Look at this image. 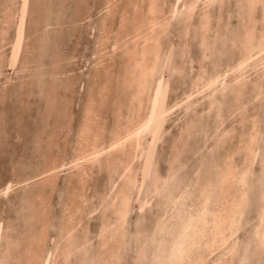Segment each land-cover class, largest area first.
<instances>
[{
	"label": "rangeland",
	"instance_id": "1",
	"mask_svg": "<svg viewBox=\"0 0 264 264\" xmlns=\"http://www.w3.org/2000/svg\"><path fill=\"white\" fill-rule=\"evenodd\" d=\"M45 1L0 0V264H166L163 246L206 193L209 219L222 201L243 195L244 206L228 249L203 264H261L264 57L232 67L248 37L264 42V0H197L193 10L191 0H156L153 17L150 0ZM152 94L167 112L137 146L107 147L135 112L145 115ZM85 144L101 147L98 156L75 163ZM52 164L55 173L41 174ZM228 166L238 174L230 185L221 183Z\"/></svg>",
	"mask_w": 264,
	"mask_h": 264
},
{
	"label": "bare ground",
	"instance_id": "2",
	"mask_svg": "<svg viewBox=\"0 0 264 264\" xmlns=\"http://www.w3.org/2000/svg\"><path fill=\"white\" fill-rule=\"evenodd\" d=\"M13 1V0H12ZM109 1V0H108ZM133 1V0H132ZM147 1V0H146ZM199 1V0H198ZM197 0H191V1H189L188 3H187V6L191 9V10H193L194 8H195V6H196V2H198ZM203 0H201V2H202ZM209 1V0H208ZM246 2L248 1V0H245ZM254 1L255 0H251V3H247V4H253L254 3ZM262 0H260V2H261ZM45 2H47V0L45 1ZM200 2V1H199ZM198 2V3H199ZM249 2V1H248ZM259 2V0H258V3H260ZM6 3H8V1L6 2ZM42 3H43V1H42ZM114 3H116V2H114ZM138 5H139V3H140V1L138 0V2H136ZM156 0H150L149 2H148V8H149V11H150V15L152 16V14L151 13H153V15H154V12H155V9H156ZM257 3V2H256ZM258 3L256 4V6L258 5ZM131 4V3H130ZM204 4V3H203ZM262 4V3H261ZM41 5V4H40ZM128 5V4H127ZM244 5V4H243ZM249 5H247L248 7H250V9L254 6V5H252V7L251 6H249ZM106 7V6H105ZM131 7V6H130ZM11 8V7H10ZM263 8H264V5H263ZM13 9V8H12ZM110 9H111V7H110ZM112 9H113V7H112ZM138 9V8H137ZM249 9V8H248ZM135 10V9H134ZM158 10V9H157ZM175 10H176V6L174 5L173 6V10H172V12L174 11L175 12ZM251 10H253V9H251ZM126 11V10H125ZM128 11V10H127ZM110 12V11H109ZM124 12V10L123 11H121V14ZM136 12H138V11H136ZM146 13H147V11H145ZM144 12V13H145ZM165 12V11H164ZM167 12V11H166ZM250 12V11H249ZM111 13V12H110ZM126 13V12H125ZM112 14V13H111ZM131 14H133L132 12H131ZM203 14V13H202ZM136 15V14H135ZM126 16V15H125ZM134 16V15H133ZM145 16H147V14L145 15ZM204 16V15H203ZM121 17H123V16H121L120 15V18ZM153 17V16H152ZM124 18V17H123ZM135 18V17H134ZM133 17H132V19H134ZM137 18V17H136ZM146 18V17H145ZM206 18V17H205ZM107 19V18H106ZM108 19H109V16H108ZM124 19H127V16H126V18H124ZM138 19V18H137ZM148 20H149V18H147ZM105 20V19H104ZM110 20V19H109ZM146 20V19H145ZM144 20V21H145ZM153 20V19H152ZM206 20V19H205ZM204 20V21H205ZM154 21V20H153ZM121 22V21H120ZM107 23V22H106ZM137 23H139L138 21H137ZM141 23V22H140ZM147 23V22H146ZM153 24V22H151L150 21V24ZM103 24H105V23H103ZM119 24V23H118ZM136 24V23H135ZM193 24V23H192ZM108 25V24H107ZM130 25V24H129ZM146 25V24H145ZM147 25H148V23H147ZM201 25H203V24H201ZM119 26H121V25H119ZM134 26V25H133ZM151 26H155V27H157V25H151ZM207 25L205 24V27H206ZM247 27H249L248 25H246ZM112 27V26H111ZM140 27V26H139ZM149 27V26H148ZM204 27V26H203ZM104 28V27H103ZM107 28V27H106ZM121 28V27H120ZM142 28V27H141ZM147 28V27H146ZM196 28V27H195ZM207 28H208V26H207ZM119 29V28H118ZM159 29V28H158ZM203 29V28H202ZM123 30V29H122ZM246 30H247V28H246ZM119 31V30H118ZM126 31V30H125ZM140 31H141V29H140ZM157 31V30H156ZM203 31V30H202ZM253 31V30H252ZM260 31V30H259ZM104 32V31H103ZM106 32H108V31H106ZM117 32V31H116ZM130 32H133V30L131 29V31ZM137 32H139V30L137 31ZM212 32V31H211ZM136 33V32H135ZM146 33V32H145ZM160 33V32H159ZM235 33V32H234ZM106 34V33H105ZM137 34V33H136ZM139 34V33H138ZM144 34V32L141 34V36ZM162 34V33H161ZM251 34V33H250ZM160 34H158V36H159ZM263 35V34H262ZM107 36V35H106ZM111 36V35H110ZM132 36V35H131ZM138 36H140V35H138ZM140 36V37H141ZM164 36V35H163ZM162 36V37H163ZM247 36V35H246ZM261 36V35H260ZM128 37V36H127ZM140 37H138V38H140ZM147 37V36H146ZM160 37V36H159ZM161 37V38H162ZM252 37L253 36H251V37H248L247 39V41H248V43H249V46H250V48L248 49V51H246V53L242 56V57H240L239 59H238V61H237V63L235 64V66L234 67H232V68H236L237 69V67L238 68H240L241 67V65H246L249 61H251V60H253V58L255 59V57L257 56V57H260L259 59H257V60H260V59H263V54H264V42H262V43H259V44H256V45H253V43H252ZM258 37V36H257ZM137 38V39H138ZM156 38V37H155ZM158 38V37H157ZM161 38H158L159 40H156L155 39V43L156 42H161L160 41V39ZM244 38H246V37H244ZM263 38H264V36H263ZM262 38V39H263ZM134 39V38H133ZM135 39H136V37H135ZM151 38L149 37V40H150ZM260 39V38H259ZM115 40V39H114ZM209 40V39H208ZM139 41H141V40H139ZM246 41V40H245ZM264 41V40H263ZM27 42V41H26ZM133 41H131L130 43H132ZM144 42H145V44L148 42V38L147 39H144ZM150 42V41H149ZM28 43V42H27ZM120 43V42H119ZM155 43H154V46H155ZM231 43V42H230ZM244 43V42H243ZM160 44V43H159ZM159 44H158V46H159ZM201 45H203V44H201ZM247 45V44H246ZM106 46V45H105ZM148 46V45H147ZM149 46H151V44L149 45ZM157 46V45H156ZM162 46V45H161ZM160 46V47H161ZM187 46V45H186ZM3 47V46H2ZM99 47V46H98ZM233 47V46H232ZM248 47V46H247ZM103 48V47H102ZM101 48V49H102ZM155 48V47H154ZM157 48V47H156ZM100 49V48H99ZM161 49V48H160ZM160 49H157V50H160ZM105 50V49H104ZM108 50V49H107ZM106 50V51H107ZM149 50V49H148ZM153 50V49H152ZM156 50V49H155ZM157 50H156V53H157ZM243 50V49H242ZM101 51V50H100ZM150 52V51H149ZM159 52H161V50L160 51H158V53ZM100 53V52H99ZM98 53V54H99ZM106 53V52H105ZM119 53V52H118ZM157 53V54H158ZM182 53V52H181ZM185 53V52H184ZM200 53V52H199ZM243 53V52H242ZM140 54V53H139ZM150 54V53H149ZM157 54H156V56H157ZM104 55V54H103ZM108 55V54H107ZM160 55V53L158 54V56ZM183 55V54H182ZM13 57H14V59H16V56H17V51L16 50H14V53H13V55H12ZM127 56H129V55H127ZM199 56V55H198ZM101 57H102V55H101ZM138 57V56H137ZM184 57V56H183ZM256 57V58H257ZM149 58V57H148ZM157 58H160V57H157ZM157 58H154V60H155V62H156V59ZM182 58V57H181ZM199 58V57H198ZM103 59H104V57H103ZM107 59V58H106ZM115 59V58H114ZM117 59V58H116ZM235 59H237V58H235ZM99 60H100V58H99ZM147 60H149V59H147ZM158 60V59H157ZM205 61V60H204ZM235 61V62H236ZM255 61H256V59L254 60V63H255ZM150 62H152V61H150ZM155 62H153V63H155ZM233 62H234V60H233ZM232 62V63H233ZM234 62V63H235ZM111 63V62H110ZM109 63V64H110ZM139 63V61H137V64ZM141 63V62H140ZM149 63V62H148ZM203 63V62H202ZM251 63V62H250ZM157 65V64H156ZM183 65V64H182ZM228 65H230V67H231V63H229ZM228 65L226 66V67H228ZM237 65V66H236ZM138 66V65H137ZM224 67H225V65H223ZM96 67V66H95ZM149 67V66H148ZM157 67V66H156ZM223 67V68H224ZM132 68H133V66H132ZM205 68H206V65H205ZM247 68V67H246ZM146 69H148V68H144V67H142L141 68V70H140V77H142L143 78V76L145 75V74H147V70ZM225 69V68H224ZM230 69V68H229ZM235 69V70H236ZM240 69H242V68H240ZM244 69V68H243ZM128 70H129V68H128ZM137 70V69H136ZM228 70V69H227ZM226 70V75H227V71ZM232 70V69H231ZM138 71V70H137ZM203 71V70H202ZM222 71H224L223 69H222ZM221 70H220V72H222ZM237 71H238V69H237ZM148 72H149V69H148ZM234 72H236V71H234ZM234 72H232V73H234ZM135 73V72H134ZM223 74H224V72H222ZM230 73V72H229ZM240 73V72H239ZM239 73H238V75H239ZM61 74V73H60ZM151 74V73H150ZM149 74V75H150ZM214 74L215 73H212V76L210 75V77L212 78L213 77V79H214ZM219 74V73H218ZM224 74V75H225ZM134 75H136L137 76V73L136 74H134ZM202 75H203V72H202ZM225 75V76H226ZM236 75H237V73H236ZM241 75V74H240ZM50 76V75H49ZM126 76H127V74H126ZM126 76H125V78H126ZM133 76V75H132ZM224 76V77H225ZM199 77H200V75H199ZM203 77V76H202ZM215 77H216V75H215ZM227 77V76H226ZM53 78V77H52ZM129 78H131V77H129ZM218 77H216V79H217ZM220 78H222V77H220ZM235 78V77H234ZM239 78V77H238ZM237 77H236V79H238ZM199 78H197L196 80H198ZM200 79H202V78H200ZM210 79V78H209ZM225 79V78H224ZM241 79V78H240ZM192 80H193V78H192ZM208 80V79H207ZM206 80V85L207 86H209V84L210 83H212L213 81H212V79L211 80H209V81H207ZM135 81V80H134ZM218 82H219V79L217 80ZM216 81V82H217ZM233 81V80H232ZM231 81V82H232ZM239 81V80H238ZM101 82V81H100ZM140 82H142V81H140ZM205 82V81H204ZM203 81H202V83H204ZM99 83V82H98ZM194 83V82H193ZM215 83V82H214ZM220 83V82H219ZM222 83V82H221ZM101 84V83H100ZM192 84V83H191ZM217 84V83H216ZM226 84V83H225ZM194 85V84H193ZM205 85V86H206ZM211 85V84H210ZM230 85H232V84H230ZM45 86V85H44ZM141 86V85H140ZM146 86V85H145ZM229 86V85H228ZM157 88V87H156ZM45 89V88H44ZM107 89V88H106ZM199 89H201V88H199ZM217 90V89H216ZM147 91V90H146ZM180 91H181V89H180ZM199 90L198 89H196L195 88V90H191L190 92H189V90H188V92H187V95H186V97L187 98H189V97H191V96H193L196 92H198ZM98 92V91H97ZM105 92V91H104ZM184 92V91H183ZM180 93V92H179ZM182 93V92H181ZM156 94V93H155ZM211 94V93H210ZM102 95V94H101ZM176 95V94H175ZM186 98V99H187ZM58 100H56V102H57ZM156 101H157V97H156V95H154V94H152V96H151V99H150V102H149V107H148V111H146V113H144L145 115L142 117V116H140L139 117V119H138V117H137V120L135 119L136 118V116L138 115L139 116V113H138V111L139 110H143V108L142 109H139L138 110V108H136L135 110L137 111V112H135L134 110V112H135V117L133 118L134 120L131 122V126H126L125 127V129L123 130V131H121V132H118L116 135H115V137H113V138H111V141H109V142H105V144L106 143H108L107 144V147H109V148H115L116 149V147L117 146H121V144L123 143V142H125V141H127V140H130V139H134V142L135 143H133V144H136V146L138 145V142H140L138 139H139V137H140V135H142L141 133H143V131L150 125L148 122L151 120L152 122H154V120L155 119H157V117L158 116H162L164 113H166L167 112V109H165L164 107L163 108H161V109H159V110H157L156 109ZM173 101H175V100H173ZM191 101V100H190ZM87 102H90V101H87ZM174 103V102H173ZM88 105V104H87ZM86 105V106H87ZM90 105V104H89ZM176 104H174V106H175ZM179 105V104H178ZM98 106V105H97ZM136 106V105H135ZM134 105L132 106V107H135ZM173 106V107H174ZM93 107V106H92ZM142 107V106H141ZM140 106H139V108H141ZM168 107V106H167ZM173 107H171V108H173ZM176 107V106H175ZM98 108V107H97ZM154 109H155V111H154ZM64 110V109H63ZM88 110H90V112L92 111V109L91 108H88ZM88 110H87V113H88ZM144 110H145V108H144ZM144 110H143V112H144ZM169 110V109H168ZM90 112L88 113V115L90 116ZM140 112V111H139ZM169 112H170V110H169ZM87 113H85V114H87ZM133 113V112H132ZM97 114V113H96ZM1 115V114H0ZM47 115V114H46ZM88 115H86V116H88ZM92 115V114H91ZM140 115H143V113L142 114H140ZM85 116V117H86ZM99 116V115H98ZM131 117V116H130ZM87 118V117H86ZM93 117H91L90 119H92ZM95 118V117H94ZM93 118V119H94ZM90 119L88 118V122L90 121ZM50 120V119H49ZM60 120V119H59ZM66 120V119H65ZM84 120H85V118H84ZM129 120V119H128ZM87 121V120H86ZM85 121V122H86ZM94 122H95V120H93ZM98 121V120H97ZM127 121V120H126ZM131 121V120H130ZM156 121V120H155ZM84 122V123H85ZM87 122V123H88ZM128 122V121H127ZM151 122V123H152ZM90 123L91 122H89V125H90ZM93 123V122H92ZM155 123V122H154ZM65 125H66V122L64 123ZM126 124V123H125ZM153 124V123H152ZM83 125V124H82ZM95 125V124H94ZM93 125V126H94ZM62 126V125H61ZM83 127V126H82ZM85 127V126H84ZM143 127V131H139L141 128ZM81 128V127H80ZM88 128V127H87ZM86 128V129H87ZM90 128V127H89ZM89 128L87 129V131L89 130ZM96 128V127H95ZM121 127H119L118 128V130L120 129ZM97 129V128H96ZM81 130V129H80ZM84 131V130H83ZM97 131H98V129H97ZM96 131V132H97ZM139 131V135L138 136H132L131 134L132 133H134V132H138ZM68 132V131H67ZM70 132V131H69ZM85 132V131H84ZM101 132V131H100ZM80 133H83V132H80ZM98 133V132H97ZM96 133V134H97ZM102 133V132H101ZM74 134V133H73ZM91 134V133H90ZM80 135V134H79ZM93 135V134H92ZM84 135L82 134V136L81 137H83ZM85 136H86V133H85ZM76 137V136H75ZM80 137V136H79ZM99 137V136H98ZM94 138V137H93ZM28 139V138H27ZM80 139V138H79ZM82 139V138H81ZM80 139V140H81ZM85 139V138H84ZM92 139V138H91ZM88 140V139H87ZM92 140H90V142H91ZM97 141V140H96ZM84 142V141H83ZM83 142H80V144L81 143H83ZM89 142V143H90ZM98 142V141H97ZM85 143V142H84ZM83 143V144H84ZM93 143H94V141H93ZM96 143V142H95ZM97 144V143H96ZM96 144H92V147H89V146H86V144H85V146H86V148L88 149H80L81 151H82V153H80V154H78L77 155V157L76 158H74L73 159V161L75 162V163H81V161H83V160H85V159H88V158H90L91 157V160H92V157H93V159H94V157L96 158L98 155V153H99V151L101 150V147H99L100 146V143H99V146H97ZM101 145H102V143H101ZM79 146H81V145H79ZM82 147H84V146H82ZM90 148V150H89V148ZM78 148H80V147H78ZM103 148H105L104 146H103ZM102 148V149H103ZM135 149V148H134ZM38 150V149H37ZM112 150V149H111ZM138 150V149H137ZM80 151V152H81ZM103 151H104V149H103ZM103 151H101V152H103ZM110 151V150H109ZM108 152V151H107ZM136 153H137V151H136ZM136 153H134V154H136ZM38 154V153H37ZM102 154V153H101ZM110 155V154H109ZM75 156V155H74ZM49 157V156H48ZM44 158V157H43ZM133 158H134V155H133ZM36 159V158H35ZM130 159H132L131 157H130ZM58 161V160H57ZM56 161V162H57ZM62 161V160H61ZM54 162V161H53ZM89 162H91V161H89ZM47 163V162H46ZM49 163V162H48ZM52 163V162H51ZM57 163H60V162H57ZM55 164V163H54ZM54 164H52L53 166H51V167H48V169L46 168L45 169V171L44 172H42L41 174H43L44 175V173H50V175H51V173L52 172H54L55 171V168H57V167H54ZM60 164H62V163H60ZM38 165V164H37ZM49 165V164H48ZM73 165H74V163H73ZM80 165V164H79ZM89 165V164H88ZM50 166V165H49ZM56 166H57V164H56ZM63 166V165H62ZM40 167V166H39ZM60 167V166H59ZM72 167V166H71ZM228 167H230V166H228ZM227 167V170H226V172L223 174V176H222V178H221V183L223 182H226V183H228L232 178L233 179H235V177L238 175L237 173V175L235 174V170L234 169H232V166L230 167V168H228ZM235 168V167H234ZM237 168V167H236ZM57 170V169H56ZM234 170V171H233ZM36 171V170H35ZM239 171V170H238ZM80 172V171H79ZM84 172V171H83ZM16 173V172H15ZM55 173V172H54ZM123 173H124V171H123ZM240 173V172H239ZM37 175V174H36ZM38 175H40V173H38ZM47 175V174H46ZM125 175V174H124ZM236 175V176H235ZM34 176V175H33ZM55 176V175H54ZM35 177H37V176H34V177H32V178H35ZM240 177H243V175L242 176H240ZM18 178V177H17ZM50 178V177H49ZM237 178V177H236ZM37 179H40V178H37ZM238 179V178H237ZM27 180V179H26ZM85 180V179H84ZM48 181V180H47ZM234 182H236V181H234ZM222 183V184H223ZM226 183H224V184H226ZM9 184H11L12 185V182H8L5 186H4V190H8V188H7V186L9 185ZM229 184V183H228ZM230 185V184H229ZM114 186V185H113ZM210 187V186H209ZM225 187V186H224ZM227 187V186H226ZM202 188V187H201ZM206 189L207 188V190H209L208 189V186H206V187H203V189ZM234 188V187H233ZM211 189V188H210ZM213 189V188H212ZM223 189V188H222ZM225 190V189H224ZM240 190V189H239ZM206 191V190H205ZM220 191V190H219ZM223 191V190H222ZM42 192V191H41ZM124 192V191H123ZM204 193V192H203ZM202 193V194H203ZM206 193V192H205ZM223 193V192H222ZM208 194H209V196H208ZM24 195V194H23ZM240 195V194H239ZM121 196V195H120ZM212 195H210V193H206V194H203L202 195V197H201V202H200V206H199V208L194 212V213H192V214H189V216L184 220L183 218H182V220H184L182 223H181V225H180V228L177 230V233L176 234H174V236H172L173 237V239L171 240H169L168 241V243H167V245H165V246H163L164 248H163V250H164V258H165V260L167 261V263L166 264H174V262L176 261V260H179V259H182L183 261L184 260H186V259H192L193 261H194V263L193 262H191L192 264H203L204 263V261H206L207 260V258H208V256L210 255V254H212V253H214V252H216V250L217 249H220V248H225V250L226 249H228L227 247H228V245H229V241H230V239L232 238V235L236 232V229H237V224H238V218H239V216L241 215V212L243 211L242 210V206H244L243 205V195L242 196H240L241 198H239V199H237V201L233 204L232 202L231 203H229L228 204V202H226V204H223V201H222V203H221V205H217V206H220L219 208H217L216 209V212H214L213 211V213L212 214H214L213 216H211L212 218L211 219H209V212H208V200H210L209 199V197H211ZM31 197V196H30ZM122 197V196H121ZM27 198H29L28 196H27ZM33 198V197H32ZM70 198V197H69ZM123 198V197H122ZM183 198V197H182ZM186 198V197H185ZM29 200V199H28ZM115 200V199H114ZM186 200H188V199H186ZM199 200V199H198ZM122 201H124V200H122ZM216 201V200H215ZM20 202H21V200H20ZM45 202V201H44ZM127 202V201H126ZM182 201H180V203H181ZM211 202V201H210ZM19 203V202H18ZM27 203V202H26ZM40 203V202H39ZM182 203H184V202H182ZM41 204V203H40ZM128 204V203H127ZM212 204V203H211ZM66 205V204H65ZM124 205V204H123ZM178 205V204H177ZM22 206V205H21ZM174 206V205H173ZM179 206V205H178ZM177 206V207H178ZM182 206V205H181ZM216 206V205H215ZM17 207V206H16ZM126 207V206H125ZM195 207V206H194ZM198 207V206H197ZM261 207V206H260ZM19 208V207H18ZM185 209V208H184ZM173 210V209H172ZM169 211V210H168ZM180 211H181V209H179V212H177L178 213V215H179V213H180ZM125 211H122V213L123 214H125L124 213ZM167 212V211H166ZM261 213L259 214L260 216V218H259V223L257 224V230L255 231L256 232V234H257V236H259V239L260 238H262V237H264V207H263V209H262V211H260ZM120 213H121V211H120ZM183 213V212H182ZM187 213V212H186ZM67 214V213H66ZM65 214V215H66ZM188 214V213H187ZM164 215V214H163ZM73 216V215H72ZM125 216V215H124ZM167 216V215H166ZM173 216V215H172ZM181 216V215H180ZM70 217V216H69ZM168 217V216H167ZM185 217V216H184ZM75 218V217H74ZM120 218V217H119ZM164 218V217H163ZM166 218V217H165ZM174 218H176V216H174ZM173 218V219H174ZM181 218V217H180ZM179 219V218H178ZM178 219H177V221H178ZM124 219H122V221H123ZM169 220V219H168ZM242 221V220H241ZM240 221V222H241ZM166 224V223H165ZM178 224V223H177ZM166 226V225H165ZM66 227H67V225H66ZM71 227V226H70ZM74 227V226H73ZM174 227V226H173ZM68 228V227H67ZM166 228V227H165ZM66 229V228H65ZM167 229H169V228H167ZM176 229V228H175ZM67 230H69V228L67 229ZM68 232H70V231H68ZM106 232V231H105ZM108 232V231H107ZM166 232V231H165ZM173 232V231H172ZM65 233V232H64ZM174 233V232H173ZM44 234V233H43ZM111 234V233H110ZM112 235V234H111ZM252 235H253V233H252ZM234 236V235H233ZM165 237V236H164ZM66 239V238H65ZM235 239V238H234ZM166 240H167V238H166ZM232 240V239H231ZM236 240V239H235ZM261 240V239H260ZM259 240V241H260ZM262 241V240H261ZM2 242V241H1ZM202 242H204L205 244H206V246H205V249L207 250V252L206 251H204L206 254L204 255L202 252L201 253H199V252H197V248H199L200 247V245H201V243ZM232 243L234 242V240L233 241H231ZM204 243H202L203 245H204ZM262 243V242H261ZM164 244V243H163ZM233 247H234V245H233ZM233 247H232V250H233ZM255 247V246H254ZM237 248H238V246H237ZM231 250V249H230ZM263 250V249H262ZM199 251V250H198ZM220 251V250H219ZM221 252V251H220ZM221 254V253H220ZM222 255V254H221ZM219 256L217 259L218 260H220V258L221 257H223V256ZM229 259V258H228ZM209 260H210V257H209ZM221 260H222V258H221ZM227 260V259H226ZM53 262V261H52ZM51 262V263H52ZM217 262V260L215 261V263ZM160 263V262H159ZM208 263V262H207ZM44 264V263H43ZM206 264V263H205Z\"/></svg>",
	"mask_w": 264,
	"mask_h": 264
},
{
	"label": "snow or ice",
	"instance_id": "3",
	"mask_svg": "<svg viewBox=\"0 0 264 264\" xmlns=\"http://www.w3.org/2000/svg\"><path fill=\"white\" fill-rule=\"evenodd\" d=\"M27 8V3H25V9ZM21 24H23V16H21ZM241 67H243V65H241ZM154 111H155V109H154ZM151 120L148 122L149 124H151ZM144 129H143V127L139 130V131H143ZM139 131L138 132H134V133H132L131 135L132 136H138L139 135ZM7 188H8V190H10L11 188H12V185L11 184H9L8 186H7ZM4 194H7V191L4 193ZM261 240H262V248H264V237H262L261 238ZM174 264H185V262L182 260V259H179V260H176L175 262H174ZM261 264H264V259H262L261 260Z\"/></svg>",
	"mask_w": 264,
	"mask_h": 264
}]
</instances>
